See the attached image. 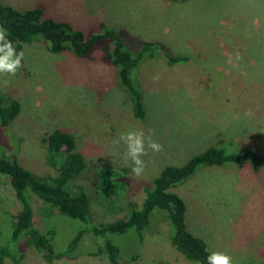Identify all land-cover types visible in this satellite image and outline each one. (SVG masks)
I'll return each instance as SVG.
<instances>
[{"label": "rangeland", "instance_id": "374dc122", "mask_svg": "<svg viewBox=\"0 0 264 264\" xmlns=\"http://www.w3.org/2000/svg\"><path fill=\"white\" fill-rule=\"evenodd\" d=\"M64 2L72 7L0 0L21 11L41 7L45 18L69 22L87 34L117 28L132 52L143 47L141 40H151L189 59L169 64L157 51L133 69L145 105L140 120L130 94L119 85V66L109 64L107 49L100 47L112 40L84 58L49 51L44 37L4 53L0 94L18 100L20 112L10 124L0 123V155L17 158L37 174L56 176L46 137L55 129L73 134L75 146L68 148L83 155L85 166L72 188L88 196L90 224H98L125 219L128 202L141 205L167 165L182 166L222 141L227 152L252 149L262 156L258 171L249 164H204L170 190L185 200L188 229L223 264L264 261V0ZM111 169L121 176L115 180L117 194L107 196L101 175ZM0 177V249H10L4 264L43 262V253L25 235L16 246L7 243L21 205L8 177ZM29 195L35 227L55 230L58 251L86 228L78 219L52 214ZM172 233L165 212L156 207L143 231L133 227L109 236L120 247L121 264H201L173 245ZM103 240L86 231L73 257L52 264H111L107 254H95Z\"/></svg>", "mask_w": 264, "mask_h": 264}, {"label": "trees", "instance_id": "16d2710c", "mask_svg": "<svg viewBox=\"0 0 264 264\" xmlns=\"http://www.w3.org/2000/svg\"><path fill=\"white\" fill-rule=\"evenodd\" d=\"M38 37L45 38L47 49L51 52L68 50L83 58L91 57L99 43L112 40V44L104 43L100 47L107 49L108 63L119 66V85L130 94L134 115L140 120L145 119V105L141 90L133 82V69L146 57H153L157 51L163 52L169 64L189 59L188 55L173 53L163 43L151 40H141L143 47L138 52H132L125 48L124 40L117 28L107 27L103 32L87 34L69 22L45 18L41 7L21 11L12 5L0 3V56L18 50L24 44L33 43ZM19 112L18 100L9 96L5 98L0 94L1 124H10ZM74 140L73 134L61 129H55L47 135V160L58 168L59 172L56 176L37 174L23 166L17 158L11 159L7 154L0 155V175L8 177L21 205L16 216L19 221L10 224V229L13 228L12 239L8 238L7 243L13 244L21 235H25L27 243L43 253L44 261L38 264H52L55 259L73 257L83 234L89 231L95 240L104 239L102 243H98L95 254L105 253L111 264H121L118 260L120 247L109 235L126 233L133 227L139 232L143 231L149 223L151 211L157 207L165 212L166 218L173 227L171 235L173 245L188 259L201 264H223L206 248L202 240L188 229L185 200L179 194L172 192L170 187L193 176L204 164L224 165L230 162L239 165L249 164L254 171H258L262 165V156L259 153L252 149L238 153L227 152L225 146H222L223 141L217 143L220 145L213 144L192 156L182 166H165L153 180V186L147 190L141 205L136 201L128 202L129 212L125 219L90 224L89 198L85 192L81 191L78 194L72 188V182L85 166L83 155L68 148L70 144L75 146ZM63 146L67 147L61 150ZM111 170L114 173L106 171L101 175V189L107 196L117 194L118 183L115 180L121 176L120 171ZM30 192L48 205L52 214L55 211L86 224V228L70 236L63 250L58 251L55 246L56 235L53 228L42 231L35 227ZM2 227L4 226L0 225V235ZM9 252L8 247L0 249V264H4V255ZM246 264H264V261Z\"/></svg>", "mask_w": 264, "mask_h": 264}, {"label": "crops", "instance_id": "0c3cea01", "mask_svg": "<svg viewBox=\"0 0 264 264\" xmlns=\"http://www.w3.org/2000/svg\"><path fill=\"white\" fill-rule=\"evenodd\" d=\"M42 1L57 8H63L65 5H71V3H65L64 0H42Z\"/></svg>", "mask_w": 264, "mask_h": 264}]
</instances>
